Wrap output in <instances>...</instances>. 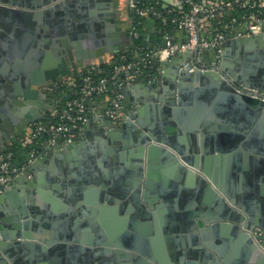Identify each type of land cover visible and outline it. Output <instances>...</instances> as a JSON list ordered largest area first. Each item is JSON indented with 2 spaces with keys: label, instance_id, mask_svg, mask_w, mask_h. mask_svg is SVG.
<instances>
[{
  "label": "water",
  "instance_id": "obj_1",
  "mask_svg": "<svg viewBox=\"0 0 264 264\" xmlns=\"http://www.w3.org/2000/svg\"><path fill=\"white\" fill-rule=\"evenodd\" d=\"M70 1L0 0V13L14 15L13 21L18 26L27 24L32 30L31 36H34L25 44L24 35L19 34L12 48L6 52L8 59L19 57V60L29 61L33 56L37 59L40 55L37 48L49 49V44L54 45L51 49L58 56L53 69L46 71L45 78L27 75L21 80H10V96L0 101V132L1 128L9 130L13 124L18 129L11 131L17 136L25 128L45 118L46 108L27 115L25 111L34 101L44 106L48 97L40 89L52 87L71 75L72 54L67 46L70 39L74 40L72 46L79 50L89 45L88 41L94 37L100 38L97 45H110L111 41L104 38L109 37L107 31L110 30L104 11L109 1L72 0L75 5H71ZM88 2L92 6L91 12H79V17L86 19L84 23L77 20L75 11H83L80 4ZM131 13L135 15V9H131ZM74 21H78L76 25L72 23ZM91 29L95 33L89 34ZM162 45L165 47L166 43ZM75 55L78 57L77 53ZM190 57L188 52L161 63L165 71L161 79L167 78L165 84H155L161 95H158L159 91L151 93V86L141 81L127 87L120 126L114 127L106 118H97L98 124L95 126L94 118H91V128L88 131L85 128V137L79 144L48 148L54 157L58 155L63 158L72 153L80 162L69 165L61 177L58 172L56 175L51 172L47 179L37 181L41 188L45 186L55 193V207L47 208L44 203L29 197L14 201L12 196L16 188L24 186L22 190H29L28 187L35 189L36 182H28L24 178L18 179L0 195L1 205L9 200L15 202L14 206L0 211V264H8L7 260L12 261L13 258H18L17 264H20L22 256H25L28 264H36V252L53 250L54 246L61 248L58 245V232L49 231L52 228L47 221L52 220L53 211L59 210L62 201L82 208L87 204L122 202L130 213L143 219H153L157 226V211L172 202V195L168 194L162 183L155 182L154 173L160 170L168 173L179 171L192 182L196 180L197 171L203 168L206 171L210 164L204 162L201 166L197 155V133L201 130L196 114L197 99L214 101L216 97L226 96L231 104L250 105L259 112L264 110L263 35L228 40L219 71L190 73L183 70L182 63ZM170 66H173V72L167 70ZM133 92L139 93L135 99ZM22 117H25V121H21ZM11 131L10 135H5L9 142L13 139ZM76 133V129L71 130L72 135ZM0 136L4 135L0 133ZM46 160L43 156L34 166ZM106 168H111V172ZM203 189L202 193L208 190V208L195 209L176 218V223L173 222L170 228L176 231V227L181 225L178 232L189 234V248H179L172 254L171 261L174 264H264V210L254 212L240 206L228 194L221 196L211 188ZM256 229L262 231V236L254 237ZM60 239L67 240L62 235ZM70 240L81 243L83 251L89 250L101 259L104 256L113 258L114 254L119 262L124 261L122 264L168 262L159 250V244L156 243L151 250L146 239L133 232L120 241L113 236L104 245L102 241L96 242L94 249L84 247V243L75 237ZM233 242L237 246L236 256L230 252Z\"/></svg>",
  "mask_w": 264,
  "mask_h": 264
},
{
  "label": "crops",
  "instance_id": "obj_2",
  "mask_svg": "<svg viewBox=\"0 0 264 264\" xmlns=\"http://www.w3.org/2000/svg\"><path fill=\"white\" fill-rule=\"evenodd\" d=\"M108 1L109 6L105 7L104 11L107 14L110 30L107 31L109 37L105 36L104 38L107 41H111L110 45H97L100 38L94 37L88 41L89 45L81 47V50H79L72 46L74 40L70 39L67 46L72 54L70 60L71 75L67 77L76 76L90 65L111 64L120 53L131 47L130 28L133 14L129 9L128 0ZM161 1L167 5L174 3V0ZM70 4L75 5L72 0ZM80 6L83 11L77 10L75 11V15H77V20L85 23V17H79V12L88 14L86 12L90 13L92 6L90 2L80 4ZM75 9H78V7H75ZM13 20L14 15L0 13V101L10 96V80H21L27 75L45 78L48 68L50 70L53 69V65L58 60V56L54 55L51 49L54 47L52 44L48 45L49 49L38 47L40 55L38 54L37 59H34V56L29 61L22 58L19 60V57H16V60L8 59L9 56L6 52L12 48L19 34L24 35L23 42L25 44L34 38V36H31L32 30L27 24L24 23L22 24L23 26H18ZM76 22L78 21L72 23L76 25ZM154 30L153 22L147 21L144 31L147 34H153ZM88 33L93 34L95 31L91 29ZM176 38L182 41L183 35L177 34ZM75 53L78 54V57ZM167 70L173 72L174 68L170 66ZM67 77H64L62 80ZM166 81L167 78L155 84H165ZM146 84L151 86V90H153L151 93L156 94L159 91L158 95H161L160 89L156 87L157 85ZM34 88L38 89L37 87ZM45 88L40 89V92L46 95L44 93ZM138 95L139 93H132L134 99ZM47 100L44 101V106L40 105L41 103H38V101H34L33 105L27 106L25 114H32L34 111L36 113L42 112L43 108H46L47 110L44 112L47 115L49 111V102ZM196 107L199 121L198 126L201 129L197 133V155L201 166H203L204 162L210 164L206 171L204 168L197 171L196 180L192 182L187 179L186 174L179 171L168 173L166 170H160L158 173H154L155 182L162 183L168 194L172 195L170 198L172 202L166 203L164 207H160L159 211H157L159 213L157 216V226L153 219H143L135 213H130L122 202L114 203L109 201L102 205L87 204L82 208L62 201L59 203V210H52L55 212L53 213L52 220L47 221L50 222L49 225L52 228L49 231L58 232L57 236H60L58 245L61 248L56 249V246H54L53 250L36 252L34 255L36 264H122L124 261L119 262L114 254L113 258L107 259L104 256L101 259L90 253L89 250L88 252L83 251L81 243L70 239L75 237L84 243V247L94 249L96 242L102 241V245H104L113 236L120 241L122 237L132 232L146 239V244L151 250H153L156 243L159 244V250L168 259L167 264H174L171 261L172 254L177 252L179 248L181 250L189 248L187 240L189 234L178 232V229H181V225H178V228L176 227V231H171L170 228H172V224L176 218H180L188 212H193L195 209L202 210L205 206L208 208L206 205L208 190L202 193L204 187L213 189V192L217 195L228 194L230 199L246 209L253 210L254 212L263 211L264 110L259 112V109L250 105L231 104L226 96L216 97L214 101L199 98L196 101ZM93 118V125L97 126V118ZM20 119L21 121H25V117ZM27 128L22 130L17 136H14L15 134L11 131L18 129L15 125L9 126V130L1 128L0 133L4 136H0V151L10 148L13 143H18L24 137ZM87 128V131L91 128L90 123H88ZM10 131L13 138L11 142L7 141L5 137L6 134L10 135ZM84 137L85 135L80 139L77 137L74 143L79 144ZM94 143L96 144V142ZM53 155L47 151L45 163L34 166L35 161L30 166L31 182H36L35 189L22 190L24 186L16 188L12 196L14 201L18 198L27 200V197H29L35 201L44 203L47 208L52 209L53 206L55 207L54 203L57 200L55 193H52L45 186L41 188L37 181L47 179L51 172L53 175H56L58 172L61 177L69 165H75L80 162L72 153H68L63 158L58 155L54 157ZM82 161L86 162L87 160L83 159ZM106 169L111 172V168ZM14 203L9 200L4 205L0 204V211L3 208L9 209L14 206ZM151 211L154 212V210ZM61 235L67 238V240H61ZM233 243L230 252L236 256L237 246L235 242ZM214 246L218 248V245L214 244ZM102 247L104 248L105 246ZM20 260V264H28L25 256H22ZM17 261L18 258H13L12 261L7 260L8 264H17Z\"/></svg>",
  "mask_w": 264,
  "mask_h": 264
},
{
  "label": "built area",
  "instance_id": "obj_3",
  "mask_svg": "<svg viewBox=\"0 0 264 264\" xmlns=\"http://www.w3.org/2000/svg\"><path fill=\"white\" fill-rule=\"evenodd\" d=\"M128 6L141 19L153 17L170 23L173 30L166 29L162 37L166 46L148 40L138 44L141 35L133 20L132 45L113 63L90 65L76 76L45 88L49 111L43 120L27 128L19 143L21 158L9 148L0 151V195L18 179L30 182V166L45 156L50 146H65L81 138L91 118H106L114 127L120 126L125 89L138 81L161 82L165 72L161 63L190 52V59L182 63L183 70L219 71L228 40L264 37V0H174L171 5L161 0H128ZM177 34L183 35L182 41ZM72 129L77 130L75 135ZM253 235L260 237L262 231L256 229Z\"/></svg>",
  "mask_w": 264,
  "mask_h": 264
},
{
  "label": "trees",
  "instance_id": "obj_4",
  "mask_svg": "<svg viewBox=\"0 0 264 264\" xmlns=\"http://www.w3.org/2000/svg\"><path fill=\"white\" fill-rule=\"evenodd\" d=\"M138 1H145V0H138ZM151 4H153V2L150 3L149 5H151ZM133 20H134L135 24L138 26V31L140 32V35H141L140 40L137 41L138 44L145 43L148 40L149 43H151L153 45L156 44V45L160 46L161 43H162L163 32L166 29H168L170 31L173 30V27H171L170 23H168V22L165 23L162 20H158V19H155L153 17H149L147 19H141L137 15H133ZM147 21L153 22V26L155 27V30H154L153 34L152 33H148L147 34L144 31L145 27L147 25ZM115 59H114V61H115ZM20 141H18V143H13L10 146V148H9V149H11L14 152V154L18 158H21V152H22V150H21V148L19 146Z\"/></svg>",
  "mask_w": 264,
  "mask_h": 264
},
{
  "label": "flooded vegetation",
  "instance_id": "obj_5",
  "mask_svg": "<svg viewBox=\"0 0 264 264\" xmlns=\"http://www.w3.org/2000/svg\"><path fill=\"white\" fill-rule=\"evenodd\" d=\"M164 94H165V93H164ZM48 100H49V98H48ZM48 100H47V102H49ZM49 107H50V103H49ZM28 189H32V188H31V187H28Z\"/></svg>",
  "mask_w": 264,
  "mask_h": 264
}]
</instances>
